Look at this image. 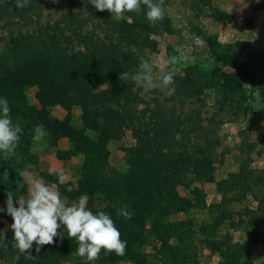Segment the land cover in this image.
<instances>
[{"label":"trees","instance_id":"1","mask_svg":"<svg viewBox=\"0 0 264 264\" xmlns=\"http://www.w3.org/2000/svg\"><path fill=\"white\" fill-rule=\"evenodd\" d=\"M195 1L206 3L215 19L223 17L209 0ZM52 5L61 9L57 18L52 23L39 22L41 12ZM145 12L146 6H142L141 13H126L117 21L109 11L95 9L89 0H30L23 8L16 7V0H0V98L7 99L11 119L20 122L22 130L15 155L5 159L0 154V209H4L0 212V235H4L0 261L89 264L76 255L78 242L63 228L59 230L64 232L63 238L56 237V243L42 246L39 253L33 245L35 258L12 246L13 221L6 211L9 189L5 178L28 165L37 169L28 148L36 125H43L50 145L62 138L71 143L69 150L58 152L59 157L78 153L84 157L75 182L59 183L49 172L40 175L55 182L69 199L88 196L87 205L93 213L99 209L92 195L105 194L108 204L101 209L111 216L127 243L124 255L102 250L95 264L196 263L195 234L200 244L219 256L217 264H258L253 259L255 245H260L264 256V168L251 167L243 160L236 172L214 180L215 146L208 140L212 128L200 124L198 112L184 113L182 108L187 99L201 100L200 86L186 77L174 76V92L167 95L157 88L158 94H165L163 101L153 98L150 107L142 87L132 79H119L121 72L135 74L141 58H146V49L154 47L150 36L158 30L144 19ZM33 21L38 25L30 32L20 28ZM209 44L211 55L219 63L213 75L228 85L232 77L222 68L244 63L252 50L243 41L227 44V52L216 49V43ZM242 71L245 81L252 85V72ZM167 101L170 106L165 105ZM55 106L65 112L64 119L50 114L49 108ZM184 118L192 119V123H184ZM124 127L132 129L134 143L121 147L126 166L117 170L108 163L107 146L121 139ZM205 182L215 184L219 197L208 205L204 190L196 185ZM247 195L256 201L254 208L244 206L240 212L231 209ZM14 205L18 207L15 201ZM125 207L132 213L130 219L117 213ZM202 209L208 210L212 221L195 222L196 230L192 223L169 220L174 212ZM225 222L234 230L243 224L248 238L237 242L227 232L220 235Z\"/></svg>","mask_w":264,"mask_h":264},{"label":"rangeland","instance_id":"2","mask_svg":"<svg viewBox=\"0 0 264 264\" xmlns=\"http://www.w3.org/2000/svg\"><path fill=\"white\" fill-rule=\"evenodd\" d=\"M209 2L213 8L223 14V17L215 19L213 11H210L206 3L202 1L165 0V16L155 25L158 33L150 36L154 47L146 49L145 60L152 64L153 76H158L162 71L170 69L174 71V76L186 77L203 90L201 100L187 99L184 104L182 103V108L184 113L198 112L200 124L212 128L208 132V140L215 146L212 157L214 180L218 181L236 172L243 160L251 167L264 168V0H209ZM60 10L59 7L54 8V5L46 7L41 12L39 22L52 23ZM143 17L145 19L146 15ZM37 25L38 22L33 21L32 25L19 26L22 30L30 32ZM149 25L151 26L150 23ZM0 33H2L1 30ZM236 41L246 42L248 49L252 51L246 55L244 63L237 65L233 63L222 68L232 77L228 85H223L222 80H217L213 75V70L219 63L211 55L209 42L216 43L215 48L223 52L226 51L227 44H233ZM2 46L3 43L0 42V48ZM234 48L237 47L234 46ZM173 55L179 60L174 66H169L166 61ZM242 68L252 72V85L243 78ZM158 91V89H143L142 92L149 101L150 107L153 105V98L163 101L165 94H158ZM165 105L170 106L171 103L167 101ZM49 112L57 119L65 118V112L59 106L50 107ZM75 115L78 117L79 112L75 111ZM208 118L211 120L209 121ZM191 120L184 118L183 122L190 125ZM13 124L16 127L21 125L17 121H13ZM131 132L130 127H124L121 139L110 141L107 146L108 163L117 170L125 169L126 164L121 147L134 143ZM202 141L198 140V142ZM28 148L30 153L34 154L32 164L37 167L30 171L41 182L58 190L55 182L48 181L40 175V172H49L50 168L61 170L67 175L68 179L64 183L76 181L78 168L83 163L84 157L81 153L66 158L58 156V152L71 148L67 138L60 139L56 145H50L46 137L39 143L29 140ZM5 181L9 189L8 193L17 199L27 198L29 186L19 176V172L8 175ZM196 185L204 190L206 205L219 199L214 183L205 182L196 183ZM60 194L65 203L77 201ZM106 197L102 192L92 195L94 206L99 211L108 204ZM244 206L254 208L256 201L247 195L241 202L233 203L231 209L240 212ZM237 216L238 214H235V220ZM169 220L192 223L195 230V222L212 221L207 209L188 213L174 212L169 215ZM6 226H8L7 222ZM226 232L237 242H243L248 238L243 224L239 229L234 230L225 222L220 226L219 234ZM194 237L195 243L197 242L195 254L198 261L192 264H217L219 256L211 252L204 244H200L198 235L195 234ZM3 241L4 235H0V247ZM261 249L260 245H255L253 248V259L258 264L264 262ZM0 264L10 263L0 261ZM118 264L130 263L120 261ZM165 264L175 263L167 261Z\"/></svg>","mask_w":264,"mask_h":264},{"label":"clouds","instance_id":"3","mask_svg":"<svg viewBox=\"0 0 264 264\" xmlns=\"http://www.w3.org/2000/svg\"><path fill=\"white\" fill-rule=\"evenodd\" d=\"M29 2L30 0H16V7H26ZM164 2L165 0H89L95 9L109 11L117 21L124 19L126 13H141L142 6H146V19L153 26L165 16ZM178 60L173 55L166 64L174 66ZM152 71V64L141 58L139 70L135 74L121 72L119 79L124 82L132 79L145 90L158 88L171 95L174 92V71H162L158 76H153ZM10 113L7 99L0 98V154L5 159L15 155L22 131L14 126ZM33 131L32 139L37 143L47 135L43 125H36ZM31 167L32 165H28L19 171V176L29 186L27 198L17 199L11 193L7 194L6 211L13 221L10 228L14 249L29 258H35L31 254L33 245L35 244L36 253H39L42 246L56 243V237L62 239L64 236V232L59 231L63 227L67 236L78 242L76 255L85 258L89 264H95L102 250L121 256L125 254L127 243L121 239V233L109 214L104 211L93 213L88 208L86 195L70 204L65 203L56 188L33 175ZM49 173L56 176L60 183L68 179L61 170L50 168ZM14 201L18 203V207L14 205ZM3 211L4 209H0V212ZM117 213L127 219L132 216L126 207L118 209Z\"/></svg>","mask_w":264,"mask_h":264}]
</instances>
